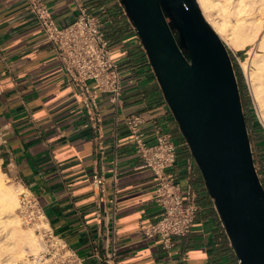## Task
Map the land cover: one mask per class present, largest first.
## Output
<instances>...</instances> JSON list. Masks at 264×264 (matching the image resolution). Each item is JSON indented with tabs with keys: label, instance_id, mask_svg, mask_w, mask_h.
<instances>
[{
	"label": "crops",
	"instance_id": "1",
	"mask_svg": "<svg viewBox=\"0 0 264 264\" xmlns=\"http://www.w3.org/2000/svg\"><path fill=\"white\" fill-rule=\"evenodd\" d=\"M43 1L57 26L75 19L72 0ZM79 1L98 19L118 65L120 104L88 81L96 102L95 116H88L25 0H0V171L36 196L50 230L83 264H237L119 1ZM129 115L144 120L147 143L159 133L170 134L176 160L166 172L196 195L191 229L173 237L170 248L143 234L161 208L154 174L143 167L125 126ZM95 173L100 186L92 182Z\"/></svg>",
	"mask_w": 264,
	"mask_h": 264
},
{
	"label": "water",
	"instance_id": "2",
	"mask_svg": "<svg viewBox=\"0 0 264 264\" xmlns=\"http://www.w3.org/2000/svg\"><path fill=\"white\" fill-rule=\"evenodd\" d=\"M237 264H264V188L226 45L196 0H118Z\"/></svg>",
	"mask_w": 264,
	"mask_h": 264
},
{
	"label": "built area",
	"instance_id": "3",
	"mask_svg": "<svg viewBox=\"0 0 264 264\" xmlns=\"http://www.w3.org/2000/svg\"><path fill=\"white\" fill-rule=\"evenodd\" d=\"M75 19L66 26L55 24L43 0H25L30 12L41 25L45 39L54 47L56 58L78 90L88 116H95L96 102L87 82L92 81L98 91L107 93L109 101L119 106L122 83L118 65L110 55L109 43L99 28V21L79 0H72ZM125 126L134 141V148L143 167L150 168L155 177L156 201L161 208L159 219L143 229L145 237H159L164 248L172 246L173 237L189 233L197 212L196 195L187 186L182 189L166 170L176 160V147L168 133H159L154 141L144 139V120L129 115ZM92 182L100 186L102 179L96 173ZM17 216L23 226L33 230L39 249L29 253L15 264H83V260L50 230L46 216L36 196L26 187L18 193Z\"/></svg>",
	"mask_w": 264,
	"mask_h": 264
},
{
	"label": "bare ground",
	"instance_id": "4",
	"mask_svg": "<svg viewBox=\"0 0 264 264\" xmlns=\"http://www.w3.org/2000/svg\"><path fill=\"white\" fill-rule=\"evenodd\" d=\"M217 0H196L208 24L228 46L238 49L245 42H253L250 56L243 61V70L248 72L249 87L255 102L258 117L264 125V0H230L232 9L237 12L234 21L225 17ZM257 5V6H255ZM260 13V20L255 16ZM245 72V73H246ZM0 171V264H15L22 252H37L31 231L24 230L14 213L16 202L15 188L7 186ZM23 252V253H24ZM20 260V259H19Z\"/></svg>",
	"mask_w": 264,
	"mask_h": 264
},
{
	"label": "rangeland",
	"instance_id": "5",
	"mask_svg": "<svg viewBox=\"0 0 264 264\" xmlns=\"http://www.w3.org/2000/svg\"><path fill=\"white\" fill-rule=\"evenodd\" d=\"M216 2H218L217 4L220 7L221 11L223 12L222 14L225 17H227L230 21H234L235 17L237 16V12H234V9H232L231 1L230 0H217ZM255 6H257V5H255ZM255 16L258 18L260 16V13L258 12L257 15H255ZM259 18H258V20H260ZM261 22L263 23L264 19ZM253 44H254L253 42L252 43L251 42H245L238 49L232 48L226 44L225 45H226L228 53L230 55L233 68H235L234 74L236 77V81L239 84L238 88L240 89V93L242 96L243 103L246 106L245 107V113H246V120H247V132H248L249 137H250V147H251V151H252L253 163H254V167H255L256 173L258 175V178H259V180H260V182L264 188V173L261 172V165H262V163L264 164V144H262V142H260L261 137L264 136V125L262 124V122L260 121V119L258 117L255 102H254L252 94L250 92V87H249V82H248V80H249L248 72L253 71L254 67L250 66L249 71L246 72L245 70H243V66H242L243 61H246L245 59H247L250 56L249 51L252 48ZM253 48L255 51L257 50L255 48V44L253 45ZM251 51H252V49H251ZM256 52L260 53L259 51H256ZM250 110H251V113H250ZM257 125H259L261 127L262 132L260 130H257V128H256ZM1 178L3 179L4 183H6L7 186H12L15 188L16 202H18V193L21 190V186L18 184H15L12 180L8 179L6 177V175L1 176ZM16 208H17V204H16L15 209H14V213L17 216ZM20 225L24 230L31 231L33 236H34V239L36 238V235L33 233V230L31 228L23 226L21 224V222H20ZM35 241H36V243H38L37 238L35 239ZM23 252H22L21 256L16 261H18L19 259H22L25 255H27L29 253H35V252H24L23 253Z\"/></svg>",
	"mask_w": 264,
	"mask_h": 264
},
{
	"label": "trees",
	"instance_id": "6",
	"mask_svg": "<svg viewBox=\"0 0 264 264\" xmlns=\"http://www.w3.org/2000/svg\"><path fill=\"white\" fill-rule=\"evenodd\" d=\"M233 66V65H232ZM233 70H235V68H233ZM238 87H239V84L237 83ZM239 90V96H240V101H241V105H242V112H243V116H244V119H245V125H246V129H247V120H246V113H245V104L243 103V100H242V96H241V93H240V89L238 88ZM250 113H251V110H250ZM257 130H260L261 131V127L259 125H257ZM262 132V131H261ZM248 138H249V141H250V137H249V134H248ZM260 142H262V144H264V136L261 137L260 139ZM233 254V253H232ZM234 257V255H233ZM235 258V257H234Z\"/></svg>",
	"mask_w": 264,
	"mask_h": 264
}]
</instances>
